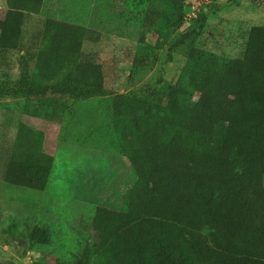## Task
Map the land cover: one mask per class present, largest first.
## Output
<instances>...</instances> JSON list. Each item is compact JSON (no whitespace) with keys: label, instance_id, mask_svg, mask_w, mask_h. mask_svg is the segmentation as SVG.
Returning a JSON list of instances; mask_svg holds the SVG:
<instances>
[{"label":"trees","instance_id":"16d2710c","mask_svg":"<svg viewBox=\"0 0 264 264\" xmlns=\"http://www.w3.org/2000/svg\"><path fill=\"white\" fill-rule=\"evenodd\" d=\"M167 1L182 19L186 0ZM46 2L6 0L0 53L23 49L26 27ZM247 2L264 14V0ZM207 18L168 43L166 64L200 56ZM30 38L36 53L21 57L18 78L0 75V104L35 101L41 118L58 125L69 101L112 97L121 153L136 174L126 211L97 207L92 242L64 264H92L91 247L109 264H264V25L250 30L242 57L209 58L191 73L189 89L169 81L166 93L162 78L116 92L110 64L84 50L101 33L83 24L49 17ZM132 63L145 70L155 59L134 55ZM16 130L1 179L44 192L55 162L46 131L24 122ZM30 242L50 245V228L34 225Z\"/></svg>","mask_w":264,"mask_h":264},{"label":"rangeland","instance_id":"374dc122","mask_svg":"<svg viewBox=\"0 0 264 264\" xmlns=\"http://www.w3.org/2000/svg\"><path fill=\"white\" fill-rule=\"evenodd\" d=\"M6 0H0L3 18ZM206 15L203 35L197 41L200 56L191 61L182 56L166 64L168 43ZM149 31L146 30V19ZM53 17L83 24L101 33L97 44H86L87 53H98L110 64L115 77L114 90L124 93L137 86L164 79L189 89L191 73L209 58L237 59L243 56L248 34L264 25V14L247 0H186L182 19L176 17L167 0H47L43 13L31 17L25 30L23 49L0 53V75L19 76V61L32 50L31 35L46 18ZM155 59L145 70H134L133 57ZM31 70L33 69V60ZM130 75L132 78H129ZM190 95L187 101L195 100ZM32 100H6L0 104V263L64 264L92 242L89 223L97 207L126 211L136 174L121 153V139L115 124L112 97L89 101H69L63 121L50 124ZM28 107V113L25 108ZM24 122L46 131L45 149L55 162L44 192L15 187L2 181L7 159L6 145L15 138ZM34 225L51 230L50 245L30 242ZM92 264H109L91 247Z\"/></svg>","mask_w":264,"mask_h":264},{"label":"water","instance_id":"95a60500","mask_svg":"<svg viewBox=\"0 0 264 264\" xmlns=\"http://www.w3.org/2000/svg\"><path fill=\"white\" fill-rule=\"evenodd\" d=\"M0 264H12V263H6V262H4V263H0Z\"/></svg>","mask_w":264,"mask_h":264},{"label":"flooded vegetation","instance_id":"af4514ba","mask_svg":"<svg viewBox=\"0 0 264 264\" xmlns=\"http://www.w3.org/2000/svg\"><path fill=\"white\" fill-rule=\"evenodd\" d=\"M4 263V262H3ZM6 263H12L11 261L10 262H6ZM12 264H14V263H12Z\"/></svg>","mask_w":264,"mask_h":264}]
</instances>
